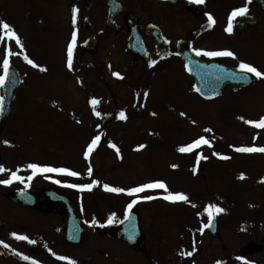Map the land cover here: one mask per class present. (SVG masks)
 Returning a JSON list of instances; mask_svg holds the SVG:
<instances>
[{
	"label": "rangeland",
	"instance_id": "374dc122",
	"mask_svg": "<svg viewBox=\"0 0 264 264\" xmlns=\"http://www.w3.org/2000/svg\"><path fill=\"white\" fill-rule=\"evenodd\" d=\"M59 1V24L63 29L67 22V4L72 5V2L70 0ZM231 2L232 0H207V5L219 7V5L227 4V9H229ZM6 5L10 7L12 3L8 0L5 3L4 0V7ZM31 5L43 10V14H46L47 9L52 8L50 0H27V11L25 12L17 7L0 10V33L3 34L2 22L11 18L12 13L14 20L12 25L23 43L22 50H19L20 46L14 40L11 44L0 41V50L4 53L3 57L0 54V63L2 58L8 59L9 62L16 65L28 84L23 86L26 99L24 100L23 96L21 97L17 93L11 118L6 124H0L2 165L6 169L9 166L12 173L15 170V173L23 179V183L13 181L9 185V190L5 192V196L10 193L9 191L21 187L27 188L37 182V179L28 180V177L33 175L28 166L35 162L53 163L65 167L73 165L78 166L80 170L88 163L87 165L91 169L88 180L93 184L92 190L96 187L92 180V178L95 179V176H98L99 182H109L110 185L124 184L121 187L125 190L122 193L109 192L106 189L97 191L100 196L97 197V199L99 198L98 202H94L93 211L90 209L84 211V215L87 213L84 222L89 226L88 233H108V227L123 220L129 212L128 205L136 201L132 209L136 208L141 213L142 227L149 237V255L155 256L156 260H158L157 258L162 260L165 256L166 263L174 262L173 264H184V262L186 264H218V262L224 264L227 261L232 264H264V253L249 257V259H242L240 256L241 248L248 243L256 242L264 245V153L260 152L255 155V158L249 159L244 158L249 154L241 152L239 153L244 156L235 154L236 148L250 147L251 143L254 144V147L264 148V129L256 128L245 122L248 121V118L258 119L264 114V91L245 92L240 96L242 103L236 105L233 100L230 107L231 95L230 97L223 95L221 100L218 99L211 103L200 101L196 103L197 98L193 93L182 94L186 98L183 103L187 104L183 107V110L187 112L186 116H181L184 112L180 114L179 112L175 114L170 112L169 115L160 117L164 112L163 109H160L157 112L158 118L164 119L167 129L163 128L165 124L162 120H149L147 128L155 132L144 131L142 126L138 125L140 129L137 131V136L126 139L122 136V132L130 126H126L127 118H121L120 123L106 129L102 127L103 119L109 114L115 111L120 115L123 112L126 117L127 111L129 113L134 111L135 102L143 103L145 101L141 99V95L138 98L133 93L135 71L131 70L130 60L132 59L120 55L122 37L107 33V31L102 34L101 56L91 60L98 66L103 65L104 81L107 86L106 90L95 92L90 88L94 85L92 81L97 73H93L92 70L95 67L92 66L89 57L80 54L81 60L78 62L75 58L73 69L70 72L63 69L65 60L61 54L63 39L66 37L64 33L60 39L57 35L55 38L42 39L48 45V51L43 42H38V36L34 30V25L36 27L37 22L28 12ZM102 30L101 25L91 27L90 31L87 33L84 31L83 35L98 34L97 32ZM220 43L233 47L232 50L238 56L239 61H250L259 70L264 69L261 67L264 60V45L256 49H246L241 46L242 44L234 45L226 39H220ZM6 47L12 49L14 53L12 56L8 55ZM28 47L30 59L36 60L37 56L40 59L44 58V55L46 56L45 65L37 68L28 67L27 61L24 59V52ZM205 48L213 49L215 47L206 46ZM118 60H122V62L119 63ZM42 68L47 70L42 71ZM98 70H101L100 67ZM118 70H122L126 74L123 75ZM117 72L123 77L122 79L114 75ZM159 81L157 86L149 88L150 91L146 93V97H151L153 93H162V89L165 90V88L168 96L174 91L169 85L162 86ZM83 82L87 87V92L91 93V95L86 93L90 108H94L91 98L98 101L95 109L91 110V114L87 112V104H84L86 97L85 89L81 86ZM145 83L146 80L143 81V85H146ZM183 84L190 85L188 80L181 83V85ZM29 91H37L38 94L30 95ZM152 102L155 101L152 99ZM230 109L234 110L233 112H236L237 115L232 116ZM97 112L100 115H97ZM155 114L153 112V115ZM88 115H91L89 122ZM198 118H201L200 123ZM193 119L197 121L198 125L193 124ZM140 122L141 119H135V124ZM169 123L176 125H168ZM90 128L91 134L95 133V136H88ZM208 129L211 131H207ZM97 134L104 136L102 141L104 140L105 145H99L97 153H94L95 147L87 157L85 148L89 146V143H92ZM198 135L199 138L204 135L210 145L202 144L200 149L197 146L191 152L186 153L179 151L181 147L193 144L191 141ZM255 137L256 143L253 141ZM118 138H122L121 141ZM114 139L121 142L123 148L121 154L117 151L119 146L116 149L110 146ZM4 141L9 143L5 144ZM229 151L235 155H229ZM80 152H82V156ZM213 153L219 155H213ZM201 155L205 159H200ZM220 156H227L230 159H221ZM250 156L253 155L250 154ZM237 159H244V161L241 162V167L235 168L233 164H237ZM197 161L199 162L197 163ZM23 165L25 166L23 167ZM104 174L108 175L103 176ZM36 175L40 177L41 174ZM42 175L44 182L51 181L48 176ZM57 175L60 180L75 178L62 174ZM151 179L166 181L171 187V189L168 188L171 193H183L188 196L189 201L173 203L161 196L155 197L156 194H168L164 189L159 188L147 189L132 196L127 194V190L134 187L132 185L138 187ZM42 183L39 179V182L34 186L39 188ZM67 184L69 185V183ZM101 191L107 196L110 194L105 203L101 201L103 198ZM151 195H154L155 198L144 199ZM109 201L111 204L107 209L106 202ZM0 203H4L2 198H0ZM168 203L170 204L167 205ZM250 203L258 211L261 210V213L255 211L254 206ZM6 206L8 211L0 217V230H15L19 233H33L34 235L36 233H52L49 219L47 222L43 219L39 222L32 221L25 217V213L21 209H12L8 205ZM115 206L117 208L122 206L118 213ZM209 206L214 207L210 208ZM7 208L2 206L4 212ZM166 208L170 210L168 211L169 216L164 213ZM215 208H222L224 211L217 213ZM252 208L253 210H251ZM172 210L177 218L170 216ZM209 211L213 212L211 217ZM112 217H114L113 222L109 224L108 221ZM215 217L220 225V240L210 236L207 232L208 227H205ZM51 240L57 242L53 237ZM86 240V245H91L90 240ZM109 245L113 244L109 242ZM105 247H107L105 244L99 245V248ZM117 250L126 254L122 248ZM158 252L161 257L158 256ZM188 252L193 254L188 256L186 255ZM116 256L122 258L120 255ZM123 260H129V258L125 257Z\"/></svg>",
	"mask_w": 264,
	"mask_h": 264
},
{
	"label": "flooded vegetation",
	"instance_id": "af4514ba",
	"mask_svg": "<svg viewBox=\"0 0 264 264\" xmlns=\"http://www.w3.org/2000/svg\"><path fill=\"white\" fill-rule=\"evenodd\" d=\"M120 2L123 4L125 12L116 19L118 23H125V14H132L137 19L143 38L145 37L146 26L155 25L162 31L164 37L170 42L171 53L165 60L160 59L157 61V54L156 56H153L154 52H152V50V53L150 52L151 59L155 62V64L151 62L153 64L152 67L156 68V72L161 70L163 72H168L170 70V65H172L171 63H173L176 68H185L183 60L176 55L178 43L182 41L187 42L186 44L189 45L194 52L197 49L203 50L206 46L212 47L214 41H220V39H226L232 43H240L242 44L241 46L246 49H256L259 46L264 45V9H261L252 3H248L244 7L248 8V16H250V18L251 16L257 17V22L255 24H250L251 20H249L246 24L238 26L237 22L239 16L231 19H229V16L228 18H225L224 14H226V12H220L215 10L213 7H209L207 12H205L202 8L203 12L200 16H195L194 14L189 13L187 5L191 3L190 0H177L175 1V4H170L168 0H120ZM94 8L104 9L105 16L107 18V0H92V6L89 11L91 12ZM209 14H211L216 25L213 23V28L209 32L202 34L199 37H195L194 32L204 23L209 21ZM217 19L222 21L219 22ZM230 22L232 24L231 33L227 31ZM124 29H126L125 24L122 26V30ZM210 34L213 35L210 36ZM144 40L151 44L148 38L145 37ZM215 43L218 45L217 42ZM228 49L229 51L234 52L232 50L233 47H229ZM244 62L254 66L250 61ZM134 63L136 66L140 65L142 69L145 66L149 67L146 63L139 59L134 61ZM262 63L263 65L261 67H264V60ZM260 71L264 73V69H261ZM261 88H263L264 91V82ZM12 205L14 207H19L14 204ZM20 208L26 211L30 218L37 221L42 220L44 217L60 215V210L58 208H54L49 215H44L38 209L25 207ZM17 236H26L28 239L20 240L16 238ZM45 237H47V235L44 233H36L35 235L33 233H20V235H16V233H0V241L3 242L4 247L5 245H8V247L5 248H9V244L19 245L17 246V249L22 252V257L30 256V259H34L32 262L23 259L24 261L20 264H34V262L35 264H69V261L76 259L80 260L77 261L76 264H107L105 262H91V257L83 250L86 247V239H84L81 245L73 246L61 241L57 235L52 236L57 242H51L52 237L46 241L44 240ZM30 241H35V243H31ZM58 244L60 245L57 246ZM58 247L61 249L62 256L67 257L68 260L58 259V257H60V253L58 254L57 252ZM44 248L53 250V255L45 256L43 252ZM2 253L3 251H0V254ZM76 253L78 256H75ZM100 253H103V250L100 251ZM39 259H43V261H40ZM151 264L157 263L153 261Z\"/></svg>",
	"mask_w": 264,
	"mask_h": 264
},
{
	"label": "snow or ice",
	"instance_id": "6c2138e0",
	"mask_svg": "<svg viewBox=\"0 0 264 264\" xmlns=\"http://www.w3.org/2000/svg\"><path fill=\"white\" fill-rule=\"evenodd\" d=\"M191 3H197V4H202L205 2V0H190ZM248 3H251V0H247ZM79 9H75L74 10V22H75V13H78ZM248 14V8L247 7H241L239 9H236L232 12L231 16L232 18H236V17H242V16H246ZM208 19L210 21V23H215V21L213 20L211 14L208 15ZM2 30H3V35L0 36V40L3 39H7L9 41L14 40L15 43L17 45H19L21 48L23 47V43L22 40L20 38V36L16 33V31L14 30V28L9 25L7 22H2ZM227 31L229 33L232 32V24L231 22L229 23V27L227 29ZM76 45V40L75 37L72 40V47L69 48L68 50V56H69V60H68V67L71 69L72 68V56H73V48ZM8 55L12 56L14 53L12 52V49L9 47L8 48ZM196 55L197 56H206V57H233L235 58V54L231 51H206V50H200L197 49L195 50ZM18 54V53H16ZM24 59L31 65H33V67H39L38 65L35 64L34 61H32L31 59L28 58L27 55L24 56ZM155 63V62H153ZM9 67H10V62L8 59H5L3 62V75H0V87H3L7 81H8V77H9ZM239 69L241 73H245V74H254L256 77L258 78H264V73L258 71L254 66L248 64V63H244L241 62L239 64ZM42 71H46L47 69H41ZM115 76L119 77V78H123L120 73H114ZM242 79H246L247 76H243L241 77ZM197 91H199V89H197ZM4 97L0 96V113H2L4 111ZM98 101L93 99L91 101V104L93 105V107L95 108V106L97 105ZM97 115H100L99 112L96 113ZM121 118H126L125 114L123 112L120 113ZM243 119V118H241ZM248 124L253 125L256 128H261L264 129V118L260 119L259 121H245ZM207 131H211V129H208ZM100 140V137L97 136L95 137V139L92 141L91 145H89L87 152H86V156H90V154L93 152L94 148L96 147L98 141ZM5 144H8V141H4ZM201 144H205V145H210L209 140L201 137L200 139L196 140L193 144H190L186 147H181L179 149L180 152L182 153H186V152H191L194 148H196L197 146L201 145ZM112 147H116L115 145H112ZM143 147V146H141ZM117 151H119V149H117ZM235 151L237 152H241V153H255V152H261L264 153V148H257V147H239L236 148ZM213 155H219L217 153H213ZM221 159H230V157L227 156H220ZM200 159H205V157H203L202 155L200 156ZM199 161H197L198 163ZM33 174H43V173H59L62 175H68V176H73V177H78L80 174L75 172V171H71L69 169L66 168H52V167H41L40 165L37 164H30L28 166ZM175 167V166H174ZM5 171V169L3 167H0V172ZM195 171V169H194ZM89 174H91V169H89ZM241 178L243 179V175L241 176ZM33 179V176H29L28 180ZM13 181H20L21 183H23V179L17 175V173L13 172L11 173V179H5V180H0V183L5 184V185H10ZM56 183H61L59 180L55 181ZM94 183H98V181L94 182ZM67 187H71V188H77L81 191L83 190H91L93 187V184H86V185H77V184H69L66 185ZM105 189L107 191L110 192H114V193H122L125 192L124 189L121 188H113V187H109L108 185H104ZM164 189L165 192H168V188L167 185L163 182H155V183H149V184H144L135 188H132L130 190H127V194L129 196H132L134 194L137 193H141L144 192L147 189ZM155 197L153 196H147L144 197V199L146 200H152ZM163 199L168 200L170 202L176 203V202H188L189 198L187 195L183 194V193H178V194H173L171 192H168L167 195H165L163 197ZM136 201H133V204ZM133 204H129L128 205V210H129V215L131 214V209L133 207ZM210 208H213L214 206H209ZM224 209L222 208H215V212H223ZM213 215L212 211H209V216L211 217ZM114 217L110 218L108 223L111 224L113 222ZM210 225H205V227H209ZM15 235V234H13ZM17 239L20 240H27L28 237L26 236H17ZM31 243H35V241H30ZM0 243H3L2 241H0ZM5 247H8V245H5ZM193 253L192 252H188L186 253V255L191 256ZM24 259H29L28 257H24ZM58 259L60 260H68L67 257H63L60 256L58 257ZM35 264V262H34ZM69 264H76V261L71 260L69 261ZM219 264V262H218Z\"/></svg>",
	"mask_w": 264,
	"mask_h": 264
},
{
	"label": "water",
	"instance_id": "95a60500",
	"mask_svg": "<svg viewBox=\"0 0 264 264\" xmlns=\"http://www.w3.org/2000/svg\"><path fill=\"white\" fill-rule=\"evenodd\" d=\"M256 3L261 4L264 6V0H254ZM135 34H137V31H135ZM137 36V35H136ZM135 36V37H136ZM91 43V42H89ZM90 46V45H89ZM192 64L193 70H195V64ZM247 76L246 74H243L241 72H232L230 70H226L224 68L216 67L214 66L213 69L208 71L207 69H204V72L202 75H200V78H198L200 85H198V89L201 95H203L206 98H210L211 96L218 95L220 92L223 91L224 88L227 86H232L234 88L243 87L245 85L249 84L250 78L247 76L246 79H242L241 77ZM15 79V78H14ZM242 84H241V83ZM10 83H8L5 87L6 90V96L4 97V111L1 113L2 120H5L9 114L10 107H11V101L13 94L10 91ZM210 87V88H209ZM210 91H213L214 93H211ZM11 94V95H10ZM116 116H112L109 119L106 120L105 124L116 120ZM45 194H47L45 192ZM24 196L22 195H12L10 196L11 200H14L16 202H21ZM61 199V198H60ZM62 203V199L60 200ZM60 203V204H61ZM69 204L71 202L69 201ZM63 206V205H62ZM68 207V205H67ZM75 211V210H74ZM71 212V210H63V213L65 214L64 223L61 229V233H63V236L65 238H71V240H76L72 233H83V227L81 221L75 217V212ZM210 232L217 236L218 235V228L213 222ZM110 233L112 236L121 238L126 240L128 243L133 244L136 247H140L143 242L140 240L138 243H134V241L131 239L133 238L130 236V234L137 233L140 238H143L142 231L140 228V222H139V214L137 212H134L125 223L117 226L112 227L110 229ZM130 233V234H129ZM80 238V237H79ZM263 250V247L257 246L255 244H251L248 247H246L243 250L244 254H255L258 252H261Z\"/></svg>",
	"mask_w": 264,
	"mask_h": 264
}]
</instances>
